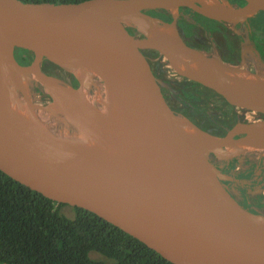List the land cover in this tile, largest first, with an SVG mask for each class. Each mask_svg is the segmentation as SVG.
I'll return each mask as SVG.
<instances>
[{"label": "water", "instance_id": "obj_1", "mask_svg": "<svg viewBox=\"0 0 264 264\" xmlns=\"http://www.w3.org/2000/svg\"><path fill=\"white\" fill-rule=\"evenodd\" d=\"M170 7L237 22L264 12V0H0V86L6 67L21 77L32 75L46 88L52 84L37 67L19 64L15 48L51 61L80 84V76L62 60L69 58L101 92L116 135L112 149L91 150L0 108V170L55 202L95 213L174 264H264V216L231 197L221 182L231 177L209 158L211 153L235 156L224 152L226 145L264 152L249 133L232 136L261 129L264 119L235 124L224 135L194 124L199 133L184 128L180 121H190L168 105L143 49L157 50L169 61V47L191 55L195 73L188 76L234 106H264V93L233 98L217 79L223 70H242V63L215 66L216 57L186 44L178 33L147 37L130 29L153 20L175 27V21L145 13ZM31 86L24 90L17 84L16 92L45 106Z\"/></svg>", "mask_w": 264, "mask_h": 264}, {"label": "flooded vegetation", "instance_id": "obj_2", "mask_svg": "<svg viewBox=\"0 0 264 264\" xmlns=\"http://www.w3.org/2000/svg\"><path fill=\"white\" fill-rule=\"evenodd\" d=\"M225 1L238 4L242 0ZM145 13L168 23L175 21V27L183 41L199 49L208 57H216L233 64L242 63L245 67L247 57L254 56L258 64L264 66V12H258L246 20L237 22L213 20L187 12L181 8L175 10L169 8L149 9ZM130 29L135 31L134 27H130ZM136 32L140 33V36H147L144 32L138 30ZM143 52L150 61L161 91L170 108L175 113L195 123L202 130L224 135L235 124L258 120V118L248 119L247 110H250V113L253 114L251 116L257 115L252 109L234 106L196 78L177 72L170 66L169 58L159 51L143 49ZM13 56L19 64L35 66L48 78L56 77L71 86H79L72 73L45 58H36L30 51L14 50ZM165 59L167 62H165ZM212 76L213 78L216 77L215 73ZM37 82L38 80L33 82L29 89L34 98H36V93L39 91ZM215 99L220 102V109L214 106ZM209 112L216 116H211ZM261 116L264 119V115L261 114ZM219 117L220 122L216 121V118ZM235 119V122L229 124V120ZM232 136L237 139L247 136V134L242 132ZM209 158L223 173L231 177L221 179L227 191L236 197L241 205L248 207L250 201L247 191H243V188H260L264 184V172L258 164L260 161L252 160L246 156L241 161L233 157L220 158L213 153L210 154ZM242 199L245 201L244 204L241 202Z\"/></svg>", "mask_w": 264, "mask_h": 264}, {"label": "trees", "instance_id": "obj_3", "mask_svg": "<svg viewBox=\"0 0 264 264\" xmlns=\"http://www.w3.org/2000/svg\"><path fill=\"white\" fill-rule=\"evenodd\" d=\"M66 205L0 170V263L174 264L91 211L72 206L66 215ZM91 251L105 259L91 258Z\"/></svg>", "mask_w": 264, "mask_h": 264}, {"label": "bare ground", "instance_id": "obj_4", "mask_svg": "<svg viewBox=\"0 0 264 264\" xmlns=\"http://www.w3.org/2000/svg\"><path fill=\"white\" fill-rule=\"evenodd\" d=\"M194 1L210 2L212 0ZM218 1L224 4L228 3L225 0ZM176 8L170 7L169 9L175 10ZM134 28L144 32L147 37L165 33L177 34L176 27L157 20ZM167 51L172 57L169 64L177 72L194 75L193 57L191 55H184L176 47H169ZM62 60L80 76L81 82L78 87L59 84L58 81L54 82L51 84L50 90L55 94V100L51 104L37 107L32 100L20 97L16 92L17 84L24 90L27 89L28 80L33 76L27 74L26 77H21L15 69L6 67L2 73V85L0 86V108L15 120L36 125L71 142L85 145L91 150L112 149L116 141L115 129L101 92L90 75L79 64L66 57H63ZM213 64L215 66H229L227 61L218 58ZM243 68L242 70L221 71L220 77L217 79L221 88L233 98L264 93V72L255 74L249 69ZM77 99L82 101L83 106L76 102ZM34 108H38L36 113ZM252 110L264 114V106L254 107ZM51 115L56 118L51 119ZM180 124L188 130L199 133V130L188 121L181 120ZM241 131L246 134L249 133L250 139L261 143L264 147V127L252 132L245 131V129ZM247 151L249 150L242 147L229 145L224 147V152L231 155H238Z\"/></svg>", "mask_w": 264, "mask_h": 264}, {"label": "rangeland", "instance_id": "obj_5", "mask_svg": "<svg viewBox=\"0 0 264 264\" xmlns=\"http://www.w3.org/2000/svg\"><path fill=\"white\" fill-rule=\"evenodd\" d=\"M178 14H179V12H178ZM135 32H136V29H135ZM177 33H178V31H177ZM137 34L140 35V33H137ZM165 62H167L166 59H165ZM245 68L249 69L250 72L255 73V74L264 71V66L262 64H258L257 59L254 56H251V57L248 56L247 57V64H246ZM52 80H53L52 83L59 81V79L56 78V77H52ZM32 82H34V79H29L28 80V87L31 86ZM37 86H39L38 87L39 91L36 93L37 101L39 103H42V104H51L55 100L48 93V91H50V89L52 88V85L49 84L48 87L46 88L45 85H43V84L38 82ZM214 106H216V108H218V109L221 108V105H220V102L218 101V99L214 102ZM37 110H38V108H34L35 113H36ZM253 112L257 113V115L256 116H251L253 114L250 113V110H247L248 119H251V120H253L255 118H258V120L259 119H263V118H261L262 117L261 116V114H262L261 112L256 111V110H253ZM50 114H52V113H50ZM211 116H216V115L211 114ZM242 116H244V115L242 114ZM55 118L56 117L51 115V119L54 120ZM213 119H215V118H213ZM216 121L220 122V117L216 118ZM235 121H236V119L235 120H229V124H232ZM191 123L194 124L196 127H198L195 123H193V122H191ZM201 123H203V122H201ZM226 154H228V153H226ZM242 155H244L243 157L246 156L248 158H251L252 160L260 161V162H258L259 167L264 172V152L263 151H260V150H257V151L256 150L255 151L254 150H249V151L244 152L242 154L235 155V156H233V158L240 159V161H241V159L243 158ZM243 191H247V196H248L249 201H250L248 203L249 205H247L248 207H246V205H241L236 200V197H234L231 194L230 195L245 210H247L249 212H252V213H257L260 216H264V193H263L264 192V184L260 188H258V187L257 188H249V187L248 188H243ZM241 202L243 204L245 203V201L243 199L241 200ZM61 211L63 213H65L66 215H68V216H72L73 215L72 206H69V205L63 206ZM90 257L93 258V259H102V260L105 259L104 256H102L101 254H99L96 251H91L90 252ZM0 264H3V263H0Z\"/></svg>", "mask_w": 264, "mask_h": 264}]
</instances>
